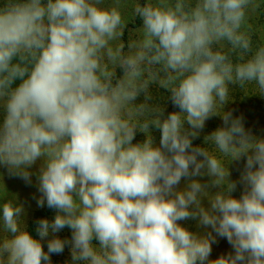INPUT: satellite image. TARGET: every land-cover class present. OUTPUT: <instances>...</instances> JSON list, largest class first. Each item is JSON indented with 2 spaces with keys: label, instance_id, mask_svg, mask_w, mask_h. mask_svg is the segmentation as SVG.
<instances>
[{
  "label": "clouds",
  "instance_id": "clouds-1",
  "mask_svg": "<svg viewBox=\"0 0 264 264\" xmlns=\"http://www.w3.org/2000/svg\"><path fill=\"white\" fill-rule=\"evenodd\" d=\"M261 4L0 0V167L30 183L40 161L36 203L55 210L34 237L0 181V264H52L66 246L69 264H264V137L224 111L233 86L264 96ZM129 5L141 24L125 39ZM212 116L223 126L193 146ZM217 237L232 251L209 259Z\"/></svg>",
  "mask_w": 264,
  "mask_h": 264
},
{
  "label": "trees",
  "instance_id": "trees-1",
  "mask_svg": "<svg viewBox=\"0 0 264 264\" xmlns=\"http://www.w3.org/2000/svg\"><path fill=\"white\" fill-rule=\"evenodd\" d=\"M262 10V18H264V4L261 7ZM141 24L139 18L133 20L128 27L137 28ZM255 26V24H254ZM128 38V32L125 33V39ZM253 40L257 44L264 43V38L260 37L259 34L253 29ZM231 101L224 106L225 112H231L234 117H242L244 121V126L247 130H250L254 135L264 137V96L255 95V92L252 89H239L237 86H233V91L231 92ZM164 96L154 98L156 102H161L165 104L170 100H163ZM223 126V120L220 116H212L208 120H206L204 128L200 130L198 137L193 139V146L203 145L204 137L206 135L211 134L214 130ZM158 136V135H157ZM160 137V136H159ZM159 137L155 139L159 140ZM245 163V158H241L238 161H233L229 165L230 177L229 179L237 182V187L233 192V196L235 198H239L242 193V185L239 183L240 173L243 171ZM206 181V177L202 178V182ZM55 213L54 209H49L47 206L38 207L29 221L27 228L32 233L34 237L37 236L36 226L37 221L42 218H47L49 220L52 219ZM188 222L192 224L190 227V231L206 233L210 231V229H206L203 226L197 224V222L193 219H188ZM183 226L188 227V223H183ZM38 238V237H37ZM216 240H220L221 247L218 248L219 255H221L222 251L225 255L232 251L231 245L228 243L226 238L217 237ZM217 241V242H218ZM215 252L212 248L211 255L209 259H216Z\"/></svg>",
  "mask_w": 264,
  "mask_h": 264
},
{
  "label": "rangeland",
  "instance_id": "rangeland-1",
  "mask_svg": "<svg viewBox=\"0 0 264 264\" xmlns=\"http://www.w3.org/2000/svg\"><path fill=\"white\" fill-rule=\"evenodd\" d=\"M263 4H261L260 8L257 10V12L255 14H253L252 19L249 21L252 26L253 29L259 34L260 37L264 38V18H262V7ZM128 14H129V23L128 25L134 20L131 18V5L128 6ZM255 24V26H254ZM134 29L133 27H128V30L126 32H128V37L134 35ZM153 95L154 98L157 97H162V96H167V93H165L163 90L158 89V88H153ZM165 115H167L168 113H171L173 111H179V109L177 107H175L171 101L166 102L165 104ZM152 135L154 137V139H157V137L160 136V133L158 130L153 129L152 130ZM158 135V136H157ZM144 139V135L142 133H137L135 139H134V143L135 142H139L142 141ZM156 141V140H155ZM157 143L159 142L156 141ZM40 166V161H37L36 164H34L31 168V172L34 173V175L31 178V182H25L22 178L18 177V176H13L10 175L7 171L6 167H0V181L3 182L4 187L6 189L7 192V197L5 199H10L12 197H15L16 202L20 203L23 205L24 207V222L25 225L27 226L29 221L31 220L34 211L38 208L36 200L39 198L40 193L38 192V187H37V178L35 173L38 172ZM207 177H206V181H207ZM205 181V182H206ZM184 184V180L182 179L180 187H182ZM213 192L217 191V189H212ZM5 193L2 190V186H0V195H4ZM205 205H207V201H204ZM55 213L52 217V219L54 218ZM188 223L189 226L187 227L190 230V227L192 226L191 223L188 222V220L185 221H181L180 223L183 225V223ZM59 238L61 239H71V231L70 229H68L67 227H65L64 229H62L59 233L56 234ZM52 238L51 236H49L48 238L45 239V241L42 242V244L44 245V250L46 251V242L47 239ZM216 240V243H214L212 245V248L214 250V252L216 253L215 256L216 258H218L221 255H225V253H221V255H219V250L218 248L221 247V241ZM50 259L52 261V264H69L70 260H71V254H70V249L69 246H66L64 251L60 254H52L50 256Z\"/></svg>",
  "mask_w": 264,
  "mask_h": 264
}]
</instances>
